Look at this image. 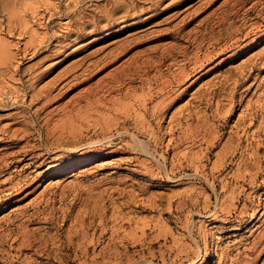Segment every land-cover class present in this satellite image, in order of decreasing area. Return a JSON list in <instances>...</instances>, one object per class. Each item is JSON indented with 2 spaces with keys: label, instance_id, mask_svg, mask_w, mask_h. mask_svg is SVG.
Instances as JSON below:
<instances>
[{
  "label": "rangeland",
  "instance_id": "rangeland-1",
  "mask_svg": "<svg viewBox=\"0 0 264 264\" xmlns=\"http://www.w3.org/2000/svg\"><path fill=\"white\" fill-rule=\"evenodd\" d=\"M26 1L0 0V264H264V0Z\"/></svg>",
  "mask_w": 264,
  "mask_h": 264
},
{
  "label": "bare ground",
  "instance_id": "bare-ground-1",
  "mask_svg": "<svg viewBox=\"0 0 264 264\" xmlns=\"http://www.w3.org/2000/svg\"><path fill=\"white\" fill-rule=\"evenodd\" d=\"M37 2H40V4H44V0H38ZM19 4L22 6V8L23 9H30V11L32 10V5H31V3L29 2V1H26V0H19ZM47 4V3H46ZM122 4V3H121ZM18 7V6H17ZM123 7H124V12L122 13L123 15H127V14H130V10H131V8H134V3H133V0H125V3H124V5H123ZM34 10H32V12H33ZM50 15H52V13H48V16H47V18H49V16ZM110 15H112V11H110V13L108 12V11H105L104 12V14H103V16H105V17H109ZM32 16H33V18H34V16H35V14H32ZM42 16H43V14H42ZM136 17V16H135ZM78 19H80V18H78ZM108 19V18H107ZM76 19H73V20H66V21H64L63 22V24H62V26L64 27V29L61 31V32H58L57 33V35H59L60 36V40H63V39H65V38H68V36L70 35L69 33H73L74 32V34H75V38H78L79 36H81L82 34L80 33V30L81 29H83V27L82 26H79V25H76V24H73V22L75 21ZM77 21V20H76ZM109 24V23H108ZM108 24H105L104 25V27L105 28H108L109 26H110V24H109V26H108ZM127 24H125V26H126ZM62 28V27H61ZM94 30H96V28L94 29ZM102 30V29H101ZM100 29H98L96 32H99V31H101ZM59 36H58V38H59ZM35 44L34 45H32V50L35 48ZM121 50H126V47H123ZM152 51V50H151ZM2 52H4V47H2L1 48V46H0V53H2ZM121 52H123V51H121ZM118 53V52H117ZM116 54V53H115ZM120 54V53H119ZM119 54H117V55H119ZM114 56H116V55H114ZM132 58V57H131ZM136 58H137V55H136ZM145 59V58H144ZM135 60V59H134ZM137 61V60H136ZM196 61V60H195ZM221 61V60H220ZM125 62V61H124ZM132 62V61H131ZM196 63V62H195ZM123 63H121V65H122ZM120 65V66H121ZM131 65V64H130ZM125 66H127V65H125ZM103 67V65H101V66H99V67H96V69L94 70V71H96V70H98V69H101ZM132 67V66H131ZM137 67V66H136ZM213 67V66H212ZM117 68H119V66L117 67ZM124 68H126V67H124ZM120 69V68H119ZM127 69V68H126ZM131 69V68H130ZM129 69V70H130ZM133 69V68H132ZM116 69H113L112 71H111V75L113 76V75H116V71H115ZM124 70V69H123ZM122 70V71H123ZM136 70V69H135ZM93 71V72H94ZM41 72H43V70L41 71ZM41 72H37L36 73V76L37 77H39V75L41 74ZM90 72H92V71H90ZM90 72H88V74H87V77L91 74ZM124 72V71H123ZM181 73H182V71L180 72V73H178V74H180L181 75ZM187 73V72H186ZM110 74V73H109ZM184 74V73H183ZM182 74V75H183ZM187 75H188V73L187 74H184L183 75V78L184 77H187ZM107 76V75H106ZM117 76V78H118V75H116ZM120 76V75H119ZM110 77V76H109ZM25 79V78H24ZM23 79V80H24ZM119 79V78H118ZM32 80V79H31ZM111 80H112V78H111ZM115 80V79H114ZM117 80V79H116ZM180 81V80H179ZM27 82V81H26ZM25 82V83H26ZM29 83V82H28ZM27 83V84H28ZM179 83V82H178ZM23 89H24V87H23ZM38 91V90H37ZM93 91V90H92ZM92 91H91V93H92ZM88 92V91H87ZM27 92L25 91L24 92V94H26ZM94 93V92H93ZM87 94V93H86ZM165 94V93H164ZM163 94V95H164ZM172 94V93H171ZM30 95V94H29ZM32 95V94H31ZM36 95H38L37 96V99H42V102H44V106L45 105H47L54 97H53V95L50 93V88L48 87V88H44V89H41V90H39L38 91V93L36 94ZM90 95V94H89ZM170 95V94H169ZM15 96V95H14ZM172 98H174V96L173 97H171V98H169L168 100H167V102H169ZM147 102V101H146ZM96 103V102H95ZM94 103V104H95ZM169 104V103H168ZM126 108V107H125ZM124 108V109H125ZM87 109H89V108H87ZM128 109V108H127ZM91 110V109H90ZM85 111V110H84ZM90 112V111H89ZM125 112V111H124ZM127 112V111H126ZM72 115V114H71ZM70 115V116H71ZM135 116V115H134ZM76 117V116H75ZM87 117V116H86ZM139 117H141L140 115H139ZM138 124V123H137ZM144 124V123H143ZM71 125H72V123H71ZM141 125V124H140ZM65 126V125H64ZM67 127V126H66ZM140 127H142V126H140ZM139 128V127H138ZM147 128V127H146ZM145 128V129H146ZM66 129V128H65ZM142 129V128H141ZM144 129V128H143ZM149 129V128H148ZM151 129V128H150ZM62 130V129H61ZM64 130V129H63ZM68 130L69 131H71L69 128H68ZM152 130V129H151ZM69 131H68V133H69ZM58 132V131H57ZM61 133V132H60ZM154 133V132H153ZM56 134V133H55ZM63 134V133H62ZM59 136V135H58ZM61 137V136H60ZM56 140V139H55ZM59 140V139H58ZM139 142V141H138ZM47 144V143H46ZM49 146V145H48ZM148 153V152H147ZM85 168H83V169H81V170H84ZM74 173V172H73ZM72 173V174H73ZM172 173V172H171ZM170 173V174H171ZM173 175V174H172ZM171 175V176H172ZM175 176V175H174ZM56 180H54L53 182H55ZM216 207V206H215ZM216 211V210H215ZM229 211V210H228ZM213 212V211H212ZM216 212H218V211H216ZM264 230V229H263ZM21 235V234H20ZM25 235V234H24ZM27 235H31V234H28L27 233ZM30 237V236H29ZM28 237V238H29ZM27 239V238H26ZM26 239H24L25 240V242L27 241ZM23 240V241H24ZM20 241V240H19ZM18 241V242H19ZM22 241V240H21ZM27 242H29V241H27ZM22 243H24V242H22ZM21 243V244H22ZM23 245V244H22ZM257 247H259L258 249H257V253L255 254V257H257L258 256V254L260 253V251L264 248V231H262L261 233H260V236H259V238L257 239V240H254L253 242H251V246H250V248L252 249V250H255ZM249 248V249H250ZM251 250V251H252ZM253 258H254V256H253Z\"/></svg>",
  "mask_w": 264,
  "mask_h": 264
}]
</instances>
